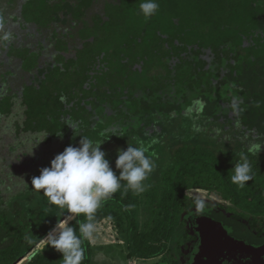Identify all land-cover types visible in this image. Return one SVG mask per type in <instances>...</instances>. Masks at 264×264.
I'll use <instances>...</instances> for the list:
<instances>
[{
    "label": "trees",
    "instance_id": "obj_1",
    "mask_svg": "<svg viewBox=\"0 0 264 264\" xmlns=\"http://www.w3.org/2000/svg\"><path fill=\"white\" fill-rule=\"evenodd\" d=\"M140 2L0 0V135L26 134L46 150L57 144L48 157L43 150L27 163L37 164L36 176L65 147L78 146L80 135L104 140L110 167L117 149L136 146L135 138L155 140L146 153L156 165L146 190L122 187L95 213V225L108 220L124 241L126 250L109 259L118 264H182L199 240L198 215L234 239L263 245L264 146L257 155L248 148L264 144V0H157L147 20ZM181 117L186 131L198 117L195 131L206 139L170 135L164 157L155 145ZM241 152L253 176L244 188L231 181ZM0 169V264H62L43 239L56 223L69 219L78 228L85 218L55 205L57 216L48 221L49 200L33 188L7 204L17 167L5 159ZM193 188L216 191L230 204L202 202L187 194ZM84 247L82 264H94V247Z\"/></svg>",
    "mask_w": 264,
    "mask_h": 264
},
{
    "label": "clouds",
    "instance_id": "obj_2",
    "mask_svg": "<svg viewBox=\"0 0 264 264\" xmlns=\"http://www.w3.org/2000/svg\"><path fill=\"white\" fill-rule=\"evenodd\" d=\"M157 0H141L139 11L147 20L159 9ZM0 28H3V20H0ZM10 34L3 37L8 40ZM260 107V103L255 105ZM73 128L74 135H80L73 123H66ZM136 146L128 144L126 149H117L115 169L110 167L105 152L101 150L102 141L80 135L78 146L71 144L51 159L49 166L39 170V175L31 178V188L47 197L51 204L65 209L72 216H83L86 222L78 225V228L64 219L56 223L47 234L45 246H50L61 254L62 264H82L86 259L85 241H91L95 232V213L103 202L111 199L113 194L124 188V191H132L139 195L146 190L144 183L156 167L154 160L146 153L151 144H145L144 140L135 138ZM264 144H253L248 152L256 155ZM231 181L240 188L246 186V182L252 180V166L248 155L239 154V161L234 163L231 169ZM125 182L123 185L121 182ZM42 190V191H41ZM203 203L197 202V207L203 209ZM77 232L79 234H77Z\"/></svg>",
    "mask_w": 264,
    "mask_h": 264
},
{
    "label": "rangeland",
    "instance_id": "obj_3",
    "mask_svg": "<svg viewBox=\"0 0 264 264\" xmlns=\"http://www.w3.org/2000/svg\"><path fill=\"white\" fill-rule=\"evenodd\" d=\"M185 114V113H184ZM183 118V119H182ZM192 128L194 129L191 131L190 129L186 131V125H185V119L184 117H181V119L172 120L171 123L167 125V129L165 131V135L157 142L155 145V150L157 152H162L163 156L166 157L165 151L166 146L170 140L169 136L171 135V138H191L195 137L198 140H204L206 137L201 132H196V128H201V124H199L198 117L191 119ZM185 127H182L184 126ZM166 128V127H165ZM202 134V135H201ZM215 132L212 133V136L215 137ZM220 134H218L219 136ZM224 136L220 135L218 137V140L223 139ZM39 139H42L41 137ZM57 144L50 143L49 145H46L48 147V150L44 149L40 144L37 146H33L30 142V136L26 134H21L15 137L12 133V131H1L0 135V162L4 163V160L10 161L13 163L15 167H17L18 175H11L9 178L11 181L9 182L10 187L12 188V191L5 194V197L7 199V204L11 203L13 199H15L14 194H16L18 191H25L28 189L30 191L31 189V178L36 176L34 175L35 172L38 171L36 165H32L29 167L27 163H29L31 160H33V155H35L38 152L43 151L41 154L42 157L46 158L49 155L50 150H54ZM17 161V162H15ZM27 161V162H26ZM20 162H25L23 165H21ZM112 167H115L112 166ZM115 170V168H113ZM1 170V169H0ZM6 172V171H5ZM118 172V170L116 171ZM27 173H29L31 176H29L28 179ZM19 180L24 181L26 183H19ZM21 188V189H19ZM17 190V191H16ZM34 190V189H33ZM35 191V190H34ZM27 193V192H25ZM187 194L196 198H199L202 200V202H214V203H221L223 205H229V201L224 200L221 195L216 191H207V190H187ZM44 211L46 212V216L43 218L48 219L50 221L51 219L54 222L56 215V206L54 204H51L49 201L45 202L43 204ZM200 208H198L199 210ZM42 214V213H41ZM43 215V214H42ZM42 217V216H41ZM187 219H189L188 216H186ZM195 225V223H194ZM220 225L225 228L224 225L220 223ZM195 227V226H194ZM229 233V232H228ZM231 237V236H230ZM234 239V238H233ZM242 241V240H239ZM92 246L94 247V258L93 262L94 264H118L115 262V259L109 260L112 257H115L117 252H119V249L126 250L124 245V241L122 240V237L117 233L116 229L114 228V225L109 223L108 221H102L95 225V232L93 239L90 241ZM243 242V241H242ZM246 243V242H245ZM248 244V243H246ZM118 245V246H117ZM249 245V244H248ZM264 245V244H263ZM256 246V245H252ZM262 246V245H260ZM112 247V251H109V248ZM122 247V248H121ZM200 250V244L199 240H196L194 242V245L192 247V250L189 254V256H185L182 258V264H205L204 260L201 256L199 260L198 258H195V255L198 254ZM194 251V252H193ZM126 253V251H125ZM200 253H202V249L200 250ZM200 255V254H198ZM122 256V255H121ZM106 260H109L111 262H108ZM130 261V260H129ZM128 261V264H131V262ZM187 261V263H186ZM191 261V263H190ZM137 264H162V261L159 262H153V261H136ZM217 264V263H216ZM221 264V263H219Z\"/></svg>",
    "mask_w": 264,
    "mask_h": 264
},
{
    "label": "water",
    "instance_id": "obj_4",
    "mask_svg": "<svg viewBox=\"0 0 264 264\" xmlns=\"http://www.w3.org/2000/svg\"><path fill=\"white\" fill-rule=\"evenodd\" d=\"M206 223L215 230V236L213 242L206 244L202 253L197 256L198 260L202 257L204 262H207L208 258L217 257V264H264V245H248L230 237L219 223ZM204 240L208 241L203 235Z\"/></svg>",
    "mask_w": 264,
    "mask_h": 264
},
{
    "label": "crops",
    "instance_id": "obj_5",
    "mask_svg": "<svg viewBox=\"0 0 264 264\" xmlns=\"http://www.w3.org/2000/svg\"><path fill=\"white\" fill-rule=\"evenodd\" d=\"M189 190H195V191H198V190H201V189H195V188H193V189H189ZM102 221H108V220H106V219H104V220H102ZM101 221V222H102ZM215 222V223H218V222H216V221H214V220H212L211 218H209V217H207V216H205V215H203V216H195L194 217V220H193V228L196 230V232H197V234H198V236H199V238L201 239V241H202V243H203V249H204V247H205V245L206 244H210V242H213V240H214V236H215V230L211 227V225H209L208 223H206V222ZM109 222V221H108ZM100 223V222H99ZM109 223H111V222H109ZM194 223H195V225H194ZM220 224V223H219ZM112 225V224H111ZM195 226V227H194ZM227 230V234L229 235V230L228 229H226ZM203 235H204V237H207V239H208V241L206 242L205 240L203 241ZM230 236V235H229ZM214 242H216V240L214 241ZM249 245H251V244H249ZM201 254V253H200ZM198 256V255H197ZM197 256L195 257V258H197ZM217 260H219L217 257H210V258H208L207 259V262H204L205 264H215V262L217 261ZM147 261H155L156 263L157 262H159L160 260L159 259H151V260H147ZM129 262H131V264H137L136 262H135V259H132V260H130ZM162 264H164V262H162Z\"/></svg>",
    "mask_w": 264,
    "mask_h": 264
},
{
    "label": "flooded vegetation",
    "instance_id": "obj_6",
    "mask_svg": "<svg viewBox=\"0 0 264 264\" xmlns=\"http://www.w3.org/2000/svg\"><path fill=\"white\" fill-rule=\"evenodd\" d=\"M199 216H203V215H199ZM199 244H200V250H201V249L203 250V243H202V241H201L200 238H199ZM200 250H199L198 254H200ZM198 254H196L195 257H196ZM215 264H216V262H215Z\"/></svg>",
    "mask_w": 264,
    "mask_h": 264
}]
</instances>
